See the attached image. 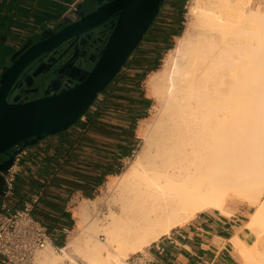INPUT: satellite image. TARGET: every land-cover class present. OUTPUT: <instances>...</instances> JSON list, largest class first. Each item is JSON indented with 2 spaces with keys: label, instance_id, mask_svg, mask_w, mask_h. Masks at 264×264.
I'll list each match as a JSON object with an SVG mask.
<instances>
[{
  "label": "bare ground",
  "instance_id": "obj_1",
  "mask_svg": "<svg viewBox=\"0 0 264 264\" xmlns=\"http://www.w3.org/2000/svg\"><path fill=\"white\" fill-rule=\"evenodd\" d=\"M251 1L193 0L196 24L147 80L166 111L118 177L119 211L103 227L91 222L61 255L47 245L36 264H122L202 212L229 216L233 196L256 206L247 224L257 247L231 242L244 264H264V16ZM77 212L86 217L85 205Z\"/></svg>",
  "mask_w": 264,
  "mask_h": 264
},
{
  "label": "water",
  "instance_id": "obj_2",
  "mask_svg": "<svg viewBox=\"0 0 264 264\" xmlns=\"http://www.w3.org/2000/svg\"><path fill=\"white\" fill-rule=\"evenodd\" d=\"M161 4L109 0L19 51L0 76V155L10 154L3 170L14 148L62 134L86 114L138 48Z\"/></svg>",
  "mask_w": 264,
  "mask_h": 264
},
{
  "label": "trees",
  "instance_id": "obj_3",
  "mask_svg": "<svg viewBox=\"0 0 264 264\" xmlns=\"http://www.w3.org/2000/svg\"><path fill=\"white\" fill-rule=\"evenodd\" d=\"M162 0L158 15L138 48L127 59L119 74L110 85L100 93L86 114L66 132L47 137L41 143L48 148H40L39 159L29 164L23 162V167H29L37 177L44 178L42 186L45 191L39 194L31 184H25L18 179L15 194L19 200L28 199L33 194H39V200L34 207L33 215L49 229L71 230L73 223L71 215L65 212L67 202L74 193L84 198H91L93 191L100 186L107 176L117 175L121 169V161L129 157L136 148L134 128L137 119H143L140 112L130 101L121 99L123 94L137 92L140 96V84L145 76L158 69V51H168L172 48L169 39L181 34L178 24V13L173 7L174 0H168L163 11ZM174 26V27H173ZM152 29L156 32H150ZM109 33V32H108ZM136 52H140L143 70L137 74L132 83L126 81L112 96L116 81L130 64ZM136 76V75H135ZM134 76V77H135ZM134 86L133 89L126 86ZM124 87V88H123ZM146 105L148 100L145 99ZM30 153L27 157L31 158ZM27 158V159H28ZM49 184L46 185V181ZM40 182V181H38ZM64 235H55V245L63 246Z\"/></svg>",
  "mask_w": 264,
  "mask_h": 264
},
{
  "label": "crops",
  "instance_id": "obj_4",
  "mask_svg": "<svg viewBox=\"0 0 264 264\" xmlns=\"http://www.w3.org/2000/svg\"><path fill=\"white\" fill-rule=\"evenodd\" d=\"M107 1L109 0H0V76L20 50L38 41L48 32L56 31L59 24L74 22L81 15L93 11ZM164 5L165 1L162 7ZM71 15L75 16L74 20L70 18ZM150 32L156 31L152 29ZM142 63L140 52H136L130 64L124 68L116 81L115 87H112L113 92L106 96L115 94L126 84V81L133 83L137 79V74L144 69ZM126 87L134 88L132 84ZM123 96L121 99L132 102L140 112H145L146 97L144 95L140 96L137 92H132ZM140 120L142 119H137L136 124ZM46 147L48 148V144L41 143L40 146L29 148L28 154L30 153L32 157L26 156L23 159L18 177L24 180L25 184L32 183L39 194L45 191V187L41 185L45 177H37L28 166L23 167V162L29 165L32 162H34L33 165L36 164V160H40L38 157L41 154L40 148ZM9 160L10 154L0 155V169L5 168ZM49 182L47 180L46 185ZM76 194L78 193L70 197L65 212L69 213V202ZM24 200L26 198L19 200V196L15 194L9 203L17 206ZM219 214L203 213L159 239L156 245L162 249V252L158 253L154 248L151 249L154 257L153 264H240V257L231 241L237 235L247 245L245 238L241 235L243 229L237 227L236 221Z\"/></svg>",
  "mask_w": 264,
  "mask_h": 264
},
{
  "label": "rangeland",
  "instance_id": "obj_5",
  "mask_svg": "<svg viewBox=\"0 0 264 264\" xmlns=\"http://www.w3.org/2000/svg\"><path fill=\"white\" fill-rule=\"evenodd\" d=\"M167 1L168 0H165L163 11L165 10V7H167L166 6V4L168 3ZM172 4L176 12L178 13V17H179L178 24L182 27L181 28V34H182L184 30L186 29V27L188 26V24L193 23V20H194V23L196 21V19L193 17V15L190 12V9L193 6V0H174V3ZM250 7L252 11H254L255 13L258 12L260 13V15L262 14V16H264V0H252L250 2ZM199 29H200V26H198V23H197L196 31H198ZM177 38L178 37H172L169 39V42H171V45H172V48L170 50H173L175 48ZM170 50L158 51L157 58L159 59L158 61L159 65H158L157 71L162 68L164 64V60L166 59V56L168 55V52ZM151 74L152 72L148 73L145 76L144 80L141 81V84H140L141 92L148 100V104L144 112L145 117L139 122H137L134 128V136L136 137L135 139H136V145H137L136 148L133 150L132 154L129 157L121 161V169H120L119 174L106 177L103 183L93 191L91 198H84L80 194H76L71 199L68 207H69V214L71 215L73 226L71 230L68 233H66L65 238L63 240L62 247L52 246L54 255H61L60 249L65 247L66 243L73 236L81 234L83 230L87 228V226L91 222L95 221L96 223H98L99 227L101 226L103 227L109 222L110 212L116 213L119 211L120 201L117 195L119 194L118 193V183H119L118 177H120L121 174H123L126 170L130 168L131 163L135 159L137 153L144 147V141H143L144 136H147V135L150 136V134L152 133L151 130L156 129V127L158 126L157 123L160 122L161 118H163L162 116L165 114V113L163 114V112L166 111L164 109L165 105H163V101H161V99L159 98L152 97V95L148 92L146 83ZM83 204L86 207V217L79 215L77 212L78 208ZM255 207L256 206L249 205L247 202L240 200V198L237 196L231 197V200H228L225 203V209L229 211L230 213V215L226 216V218H231L232 220L236 221L237 227L239 229L241 228L243 229L241 231V235L245 238L247 242V245L245 246L247 248L249 247L252 248V250L257 247V240H256L257 235H255L253 230H252L253 232L250 230V227L248 226L247 222L250 218V215L254 211ZM212 212L219 214L218 212L207 210L196 216H199L203 213H212ZM219 215L224 216L221 214ZM178 228H175V229H178ZM96 235L97 237L99 236L98 234ZM98 238L102 239L103 236H99ZM150 246H152V244L145 247L142 251L146 250ZM258 247L260 248V250H264V245L259 244ZM68 255L69 257L80 262L81 257L78 256L76 252L69 250ZM130 255L132 254H129V256ZM65 262L67 263L68 261L65 260ZM239 263L244 264L241 257H240Z\"/></svg>",
  "mask_w": 264,
  "mask_h": 264
},
{
  "label": "built area",
  "instance_id": "obj_6",
  "mask_svg": "<svg viewBox=\"0 0 264 264\" xmlns=\"http://www.w3.org/2000/svg\"><path fill=\"white\" fill-rule=\"evenodd\" d=\"M72 20L75 16L71 15ZM29 148L16 147L12 164L6 170H0L4 180V190L0 202V264H36V253L47 245L56 246L54 239L57 233L65 235L70 230L49 229L33 215L38 203L39 194H33L17 206L9 202L13 199L22 161L27 156ZM152 243V246L142 252L127 257L122 264H153L151 249L162 252V249Z\"/></svg>",
  "mask_w": 264,
  "mask_h": 264
},
{
  "label": "flooded vegetation",
  "instance_id": "obj_7",
  "mask_svg": "<svg viewBox=\"0 0 264 264\" xmlns=\"http://www.w3.org/2000/svg\"><path fill=\"white\" fill-rule=\"evenodd\" d=\"M3 169H1V170H3ZM3 190H4V180H3V176L0 174V201L2 198Z\"/></svg>",
  "mask_w": 264,
  "mask_h": 264
}]
</instances>
